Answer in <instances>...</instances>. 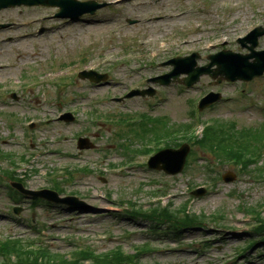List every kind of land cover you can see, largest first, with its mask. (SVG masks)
I'll use <instances>...</instances> for the list:
<instances>
[{"label": "rangeland", "instance_id": "374dc122", "mask_svg": "<svg viewBox=\"0 0 264 264\" xmlns=\"http://www.w3.org/2000/svg\"><path fill=\"white\" fill-rule=\"evenodd\" d=\"M93 1L109 5L79 18H59L51 6L0 10L7 25L0 29V241L18 240L28 256L40 259L41 249L72 264L80 253L117 250L139 255L140 264H264V75L250 82L203 76L191 88L151 82L171 71L165 62L175 56L198 53L204 66L223 50L248 53L237 39L264 28V0ZM258 42L256 50H264V35ZM81 70L108 77L80 80ZM135 89L154 94L125 98ZM209 92L223 100L197 111L195 102ZM67 113L73 122L58 120ZM139 115L164 120L172 135L189 125L198 138L205 124H232L246 134L241 144L258 147L247 150L257 161L245 168L191 140L181 173L151 170L153 150L175 149L181 137L141 152L154 137L117 123ZM78 137L95 148L78 150ZM229 172L234 180L226 183ZM9 181L32 190L56 187L85 205L33 201ZM198 187L205 191L193 193ZM164 207L176 220L186 210L198 224L175 236L165 232L167 224L156 228L143 217ZM82 258L79 264L90 263ZM2 263L32 264L8 254Z\"/></svg>", "mask_w": 264, "mask_h": 264}, {"label": "water", "instance_id": "95a60500", "mask_svg": "<svg viewBox=\"0 0 264 264\" xmlns=\"http://www.w3.org/2000/svg\"><path fill=\"white\" fill-rule=\"evenodd\" d=\"M20 5L33 6V5H49V6H59L61 10L60 15H67L70 10H78L81 13H93L96 9L103 7L104 4L98 5L95 2H85L80 3L76 0H0V9L15 7ZM264 34V29L257 28L247 36L245 39L241 40L242 47L246 48L245 44L247 41L251 43V46H248L249 54L241 55L235 54L231 51H223L216 55L209 56L208 59L210 62L204 67H196L197 60L199 59L198 54H192L189 57L184 58H175L166 62V65L173 67L172 71L163 76L157 77L152 81L159 83L161 85H169L171 83H180L187 87H191L193 84L199 81V78L202 75L208 74L212 78H216L218 75L224 79L234 82V81H250L255 77H259L264 73V51L257 52L255 50L258 44V38ZM255 58L253 63H249V60ZM217 65L215 71L212 70V67ZM181 75H186L183 79H179ZM81 79L88 78L91 81H99L104 79V76H96V74L89 72H82L80 75ZM96 76V78H94ZM152 95L153 92L150 91H134L128 97L133 95ZM219 99L218 95L216 96H207L204 98L199 108L202 110L206 106L216 102ZM62 119H65L66 122L72 121V116L66 114ZM79 149H89L92 148V145L87 144L85 140H80ZM189 152V146L183 145L177 150L174 149H165L158 152L155 156L150 158L148 166L151 169L163 170L169 175H176L180 173L185 164L186 156ZM225 182H232L234 176L232 174L225 175L223 177ZM10 185L19 191L21 194L28 197H39L46 199L50 202L57 204L65 205H83L82 202L77 200V198L66 197L60 198L58 193L50 190H41V191H31L23 187L22 184L17 182H11ZM203 190L198 191L197 193H203ZM196 195V194H195Z\"/></svg>", "mask_w": 264, "mask_h": 264}, {"label": "trees", "instance_id": "16d2710c", "mask_svg": "<svg viewBox=\"0 0 264 264\" xmlns=\"http://www.w3.org/2000/svg\"><path fill=\"white\" fill-rule=\"evenodd\" d=\"M160 125V122H159ZM220 129H208L202 138L200 139H191L189 137V132L191 129V126L185 125L184 127L182 126V139L177 143L180 145L182 142H187L189 144L191 140L195 144L202 145L201 147L205 148L206 151L207 149L210 150L213 154H217L218 158L220 160H228V159H235L237 160L238 163H242L244 167H248L251 165V161H249L247 158L243 157V155L239 154L237 149H244L245 151L251 150L248 147H252L253 149L257 150V146L254 147L250 144H244V143H239L237 141H234L232 139L231 134L223 130L221 126H219ZM135 133L139 132H150L153 137L156 139H163V137H168L172 138V131H169V129L161 126H152L148 127L146 126V123H143L140 128H133ZM247 131L243 132L246 133ZM240 135L244 136L246 134H242V132H239ZM184 135V136H183ZM172 144H175L173 141ZM222 144V145H221ZM176 145V146H178ZM261 146V144H259ZM252 149V150H253ZM255 152V151H253ZM170 210L167 207L160 208L155 210L154 208L151 210L149 214L143 215L145 219H149L151 222H153L155 225L156 223H159L160 225L167 224L168 228L166 229L167 232L174 233L176 236L182 232L183 230H189L192 229L194 225H197L198 223H194L192 221V214H189L186 210L183 211V214L179 220L175 219L172 217L173 212H169ZM131 213V212H128ZM133 217H136L138 215V212H133ZM176 215V214H175ZM180 215V214H179ZM165 221V222H161ZM264 229V228H262ZM22 242L18 240H7L5 239L4 241H0V256H6L12 255V256H17L19 258V261L23 262H28L32 264H72L70 262H66L63 258H65L63 255L59 254H53L52 252H48L45 250L40 249V259L37 257L36 254L35 258H33V255L30 252V256H28V253H22L23 246H21ZM27 250V249H26ZM27 255V256H25ZM79 256H83L82 261L84 260H89V264H113V261L116 260V264H140L139 263V255L136 256H130V255H124L123 252L120 250H117L116 252H107L104 255H94L90 253H80L76 257H74V260H76V263L73 264H79L80 261L78 260ZM5 264V263H2ZM83 264V263H81Z\"/></svg>", "mask_w": 264, "mask_h": 264}]
</instances>
